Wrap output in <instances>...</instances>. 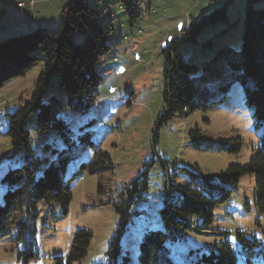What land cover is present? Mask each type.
<instances>
[{
    "label": "rangeland",
    "instance_id": "1",
    "mask_svg": "<svg viewBox=\"0 0 264 264\" xmlns=\"http://www.w3.org/2000/svg\"><path fill=\"white\" fill-rule=\"evenodd\" d=\"M70 1L0 0V36L26 34L38 28H47L52 34L50 27L56 23L58 28L61 9ZM86 1L101 13L100 25L108 32L110 47L96 65L101 79L98 98L87 111L72 112L64 91L57 87L56 76L50 79L46 93L58 99L56 113L69 125V144L52 132L39 133L34 114L27 121L33 148L42 160L55 155L46 145L58 151L70 148L71 160L63 174L72 194L69 210L64 215L58 205L40 203L32 227L20 235L11 227L0 240V264H54V257L65 261L75 232L82 229L91 232V243L85 256L72 264H108L114 238L118 239L120 255L127 252L135 263L144 232L163 230L159 210L166 199L177 201L184 189L195 187L199 177L218 176L229 165L248 163L261 144L262 132L257 130L245 103L246 94L238 85L231 87L224 102L205 111L195 109L165 123L160 121L165 110L162 50L181 38L190 23L227 0ZM244 2L233 0L226 20L205 27L198 43L211 39L218 47L229 45L238 51ZM190 50L184 47L185 53ZM35 55L38 60L23 76L10 79L0 88V133L8 128V114L29 100L43 70L44 54L37 50ZM195 128L203 140L196 144L191 135ZM232 138L241 139L240 151H221L218 140ZM10 153L8 139L0 135V203L6 191L1 177L16 160ZM132 189L139 190L138 199L129 202ZM254 198V177L245 175L230 198L216 206L209 231H188L183 236L173 250L174 261L193 264L195 251L206 252L226 241L237 264L245 263L246 254L256 249L260 251L252 256V264H264V219L253 204ZM191 220L201 225V218ZM237 233L241 240L235 237ZM33 248L34 257L26 261Z\"/></svg>",
    "mask_w": 264,
    "mask_h": 264
},
{
    "label": "trees",
    "instance_id": "2",
    "mask_svg": "<svg viewBox=\"0 0 264 264\" xmlns=\"http://www.w3.org/2000/svg\"><path fill=\"white\" fill-rule=\"evenodd\" d=\"M232 2L227 0L200 20L190 23L181 38L174 39L162 50L165 110L160 121L165 123L195 109L205 111L210 105L224 102L231 87L238 85L246 94L245 103L257 130L262 132L260 147L248 163L229 165L218 176L199 177L195 187L184 189L177 201L166 199L165 206L159 210L163 230L144 232L135 263L127 252L120 255L118 239L114 238L108 250V264H177L173 250L183 236L188 231H209L216 206L230 198L245 175L254 177L253 204L264 219V4L256 6L264 0H245L238 51H233L229 45L218 47L211 39L197 41L205 27L226 20V10ZM100 18L101 13L89 7L86 0H71L61 9L59 26L52 34L38 28L26 34L0 36V88L10 79L25 74L38 60L37 50L44 54V67L29 100L8 114V128L0 133L9 141L10 157H16L1 177L6 191L0 203V240L11 227L16 228V235L32 227L38 218L40 203L56 204L64 215L69 210L72 194L69 185L64 183L63 174L71 160L70 148L58 151L46 145L55 155L42 160L33 148L27 121L34 114L39 133L52 132L63 142L72 143L69 125L56 113L58 99L47 94L46 89L50 79L56 76L57 87L65 93L67 107L75 113L87 111L97 100L101 79L96 65L110 51L108 32L102 30ZM186 46L191 49L188 53L184 52ZM191 135L195 144L203 141L197 128ZM217 145L221 151L236 153L242 142L232 138L218 140ZM158 162L166 166L159 158ZM138 191L132 189L129 202L138 199ZM191 217L201 218V225H194ZM34 232L35 229L32 234ZM235 237L241 240L239 233ZM91 239V232L76 231L67 260L54 257V264H72L83 258ZM251 246H256L255 240ZM259 251L248 252L242 264H252V256ZM34 255L33 248L25 260ZM191 257L193 264H237L226 241L206 252L195 251Z\"/></svg>",
    "mask_w": 264,
    "mask_h": 264
},
{
    "label": "crops",
    "instance_id": "3",
    "mask_svg": "<svg viewBox=\"0 0 264 264\" xmlns=\"http://www.w3.org/2000/svg\"><path fill=\"white\" fill-rule=\"evenodd\" d=\"M55 24H56V23H54V25H52V26L50 27V28H51V30H56V29H55ZM45 30H47V31H48V29H47V28H45Z\"/></svg>",
    "mask_w": 264,
    "mask_h": 264
}]
</instances>
